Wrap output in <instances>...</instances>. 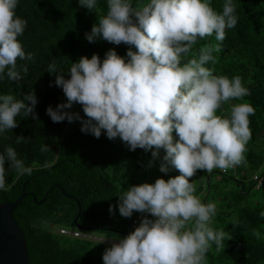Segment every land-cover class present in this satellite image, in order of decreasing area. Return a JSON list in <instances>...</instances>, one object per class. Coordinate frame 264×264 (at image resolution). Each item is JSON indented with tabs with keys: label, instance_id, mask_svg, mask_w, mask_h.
<instances>
[{
	"label": "clouds",
	"instance_id": "clouds-1",
	"mask_svg": "<svg viewBox=\"0 0 264 264\" xmlns=\"http://www.w3.org/2000/svg\"><path fill=\"white\" fill-rule=\"evenodd\" d=\"M78 2L89 11L98 9V0ZM106 2L107 13L85 32V38L130 47L123 56L115 48L108 49L103 59L96 53L80 56L71 64L68 78L55 63L49 64L47 71L56 73L54 83L66 100L55 108L49 105L46 112L53 122L80 120L81 131L97 138L102 131L109 139L119 137L129 150H151L149 166L159 159L162 173L172 167L179 174L131 185L119 196L122 216L131 217L136 211L151 218L145 215L129 234L113 238L103 262L207 264V252L213 245L217 252L223 249L226 233L212 226L217 204L205 203L189 178L198 169L228 171L246 163L252 138L249 117L256 110L243 102L250 90L239 75H216L206 66L217 62L214 53L220 51V43L204 44L198 58H186L198 40L214 35L216 41H224L226 29L238 22L235 0H224L222 11L212 7V0H140L136 6L133 0ZM18 4L19 0H0V80L6 77L17 84L29 71L17 60L33 59L18 39L27 25L17 15ZM37 103L34 90L23 98L0 93V134L16 127L18 116L37 119ZM74 103L82 106L84 116L69 111ZM226 104H230L227 110ZM23 141L24 136H17V143ZM48 150L47 143L40 146L41 152ZM6 165L18 176L33 171L14 147H6L0 151V190H7ZM252 180L258 189L262 184L258 171ZM253 235L260 237L257 230Z\"/></svg>",
	"mask_w": 264,
	"mask_h": 264
},
{
	"label": "trees",
	"instance_id": "trees-1",
	"mask_svg": "<svg viewBox=\"0 0 264 264\" xmlns=\"http://www.w3.org/2000/svg\"><path fill=\"white\" fill-rule=\"evenodd\" d=\"M139 2L133 0V5ZM223 3L224 0H212V7L222 11ZM235 3L238 22L234 28L226 29L224 41H216L214 35L198 40L186 59L198 58L204 44L220 43V51L214 53L217 62L206 66L213 68L216 75L229 78L239 75L249 88L250 95L243 102L251 103L256 110L249 117L252 138L245 153L246 163L228 171L218 169L221 175L218 179H213L212 171L195 184L197 194L203 193L201 199L205 203L217 204L212 226L226 233L224 248L217 252L213 245L207 252V264H264V216L260 215L264 211V0H235ZM107 11L106 0H98V9L94 11L81 6L78 0H19L16 9L17 15L27 21L18 39L26 53H33V59L17 60L18 66L27 64V75L19 84L6 77L0 80V93L23 98L25 93L34 90L38 118L18 116L17 126L0 134V151L14 147L18 157L33 168L31 175L18 176L14 169L5 166L7 190H0V202L14 200L21 192L27 193L11 212L23 231L30 264H102L99 252L104 253L103 246L95 247L91 237L80 234L81 230L126 236L114 231L124 229L118 227L122 220L116 217L120 214L119 196L131 185L179 174L172 167L162 173L159 159L149 166L151 150L139 147L129 150L119 137L109 139L102 131L97 138L81 131L80 120L53 122L46 112L49 105L55 108L66 100L62 88L54 83L56 73L47 71L49 64L55 63L68 78L71 64L80 56L90 58L96 53L103 59L110 48L123 56L130 47L103 39L89 42L85 38V32ZM239 102L242 101L230 103ZM223 107L227 110L230 104ZM79 108L75 112L84 116L82 106ZM17 136H24V141L17 143ZM45 143L49 150L41 152L40 146ZM247 170L258 171L262 177L255 195H246L242 179L231 172ZM194 176L189 178L191 182ZM61 188L80 203L79 226L73 222L78 210L76 200L65 196ZM42 197L44 200L36 203ZM137 213L134 211L129 217L131 225ZM59 222L73 224L74 228L68 231L62 225L51 227ZM253 230L259 231V238L253 235Z\"/></svg>",
	"mask_w": 264,
	"mask_h": 264
},
{
	"label": "water",
	"instance_id": "water-1",
	"mask_svg": "<svg viewBox=\"0 0 264 264\" xmlns=\"http://www.w3.org/2000/svg\"><path fill=\"white\" fill-rule=\"evenodd\" d=\"M61 191L65 196L75 199L73 196L65 193L62 188ZM26 195V192H21L14 200L0 202V264H30L23 231L15 221L11 212L12 208ZM43 200L44 197L36 203H41ZM76 203L78 210L73 222L79 226L77 219L81 206L78 200H76ZM114 231L125 235L128 234L124 231Z\"/></svg>",
	"mask_w": 264,
	"mask_h": 264
},
{
	"label": "rangeland",
	"instance_id": "rangeland-1",
	"mask_svg": "<svg viewBox=\"0 0 264 264\" xmlns=\"http://www.w3.org/2000/svg\"><path fill=\"white\" fill-rule=\"evenodd\" d=\"M73 107L71 109H69V111H75V110L80 109L79 108L80 104L74 103ZM213 171H214L213 179H218L219 177H221V175L219 174L220 172H218V169H213ZM231 172H232V174L235 177H237L239 179H242L243 188L247 192L246 195H248V196L250 194L255 195L258 192L257 189L255 188L254 181L252 180V175H253L254 172H252L250 170L242 171L241 173H234L233 171H231ZM206 174H209V172H206V170H203V169H198L197 172L195 173V176H194L192 182L195 184V183L203 181L205 176H206ZM242 176H243V178H242ZM227 181L229 183L232 182V183L235 184V181L232 180V179L227 178ZM237 185L238 184L236 183L235 187H237ZM116 217H117L118 220H122L121 223L118 226V227H124V229H121L122 231H124V232L129 234L131 231H133L135 229L134 227H132L129 217H124L121 214H118V216H116ZM59 225H62L68 231H71L74 228L73 224H67V223H64V222H59V224H57V225L51 224V227L55 226V228H56ZM109 228H111V227L109 226ZM81 232L82 233H80V234L87 235V236L91 237V239H92L91 241H93V245L95 247L99 248V246H103L102 248L104 249V251L106 250V247L111 246V244L113 243V238H115V237H123V235L110 233V232H104V231H101V230L100 231L99 230L89 231V232H85L84 230H81ZM103 239H105V240L103 242H101ZM102 252L103 251L99 252V254L101 256H103ZM102 260L100 261V263L103 264ZM98 264H99V262H98Z\"/></svg>",
	"mask_w": 264,
	"mask_h": 264
},
{
	"label": "built area",
	"instance_id": "built-area-1",
	"mask_svg": "<svg viewBox=\"0 0 264 264\" xmlns=\"http://www.w3.org/2000/svg\"><path fill=\"white\" fill-rule=\"evenodd\" d=\"M254 178L259 182V177H258V176L254 175ZM145 215H148V216L151 218V214H149V213L138 212L137 215H136V217L132 219V226H133L134 228H136V227L139 225L141 219H142Z\"/></svg>",
	"mask_w": 264,
	"mask_h": 264
}]
</instances>
